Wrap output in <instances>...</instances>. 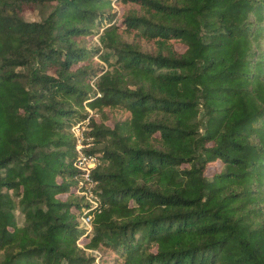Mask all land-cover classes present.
<instances>
[{"label": "trees", "instance_id": "16d2710c", "mask_svg": "<svg viewBox=\"0 0 264 264\" xmlns=\"http://www.w3.org/2000/svg\"><path fill=\"white\" fill-rule=\"evenodd\" d=\"M0 264H264V0H0Z\"/></svg>", "mask_w": 264, "mask_h": 264}, {"label": "built area", "instance_id": "2783aa9c", "mask_svg": "<svg viewBox=\"0 0 264 264\" xmlns=\"http://www.w3.org/2000/svg\"><path fill=\"white\" fill-rule=\"evenodd\" d=\"M100 94L98 93V96ZM91 116H95L93 111L89 110V114L82 120L76 122L72 127L71 131L75 138V151L76 160L74 167L79 172L81 194L88 200L92 205H97L98 198L94 193L96 185L95 180L92 178L93 170L99 165V157L90 152L89 149L92 147V137L86 135V130L89 125ZM82 221L88 230L91 229V215L82 217Z\"/></svg>", "mask_w": 264, "mask_h": 264}, {"label": "rangeland", "instance_id": "374dc122", "mask_svg": "<svg viewBox=\"0 0 264 264\" xmlns=\"http://www.w3.org/2000/svg\"><path fill=\"white\" fill-rule=\"evenodd\" d=\"M24 17H25V19H28V20H37L40 18V12L39 11L27 12L24 14ZM96 39H97V37L94 38V40H96ZM105 64L107 66H109L107 62H105Z\"/></svg>", "mask_w": 264, "mask_h": 264}]
</instances>
